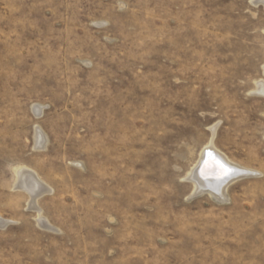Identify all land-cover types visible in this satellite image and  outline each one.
<instances>
[{"label": "rangeland", "instance_id": "374dc122", "mask_svg": "<svg viewBox=\"0 0 264 264\" xmlns=\"http://www.w3.org/2000/svg\"><path fill=\"white\" fill-rule=\"evenodd\" d=\"M256 1L0 0V264H264ZM211 139L257 175L224 203L185 179Z\"/></svg>", "mask_w": 264, "mask_h": 264}, {"label": "bare ground", "instance_id": "6f19581e", "mask_svg": "<svg viewBox=\"0 0 264 264\" xmlns=\"http://www.w3.org/2000/svg\"><path fill=\"white\" fill-rule=\"evenodd\" d=\"M264 0H257V2ZM264 67V66H263ZM264 71V69H263ZM259 82V81H258ZM257 83V82H256ZM258 87L256 93L264 95V83L261 81L256 85ZM260 96V95H259ZM122 104V103H121ZM41 108H35L34 114L37 116L40 114ZM212 135L214 136L215 129L211 128ZM210 139V138H209ZM35 148H43L45 138L41 131L35 128ZM201 152L198 160L192 166L185 179L192 185V196H198L200 194H207L214 200L223 202L227 200L226 192L228 187L243 178L251 177L256 175L255 172L248 169H243L228 160L224 155L220 154L212 144V139L206 148ZM217 162L225 165L229 172L227 175L221 172L217 166ZM15 184L14 188L23 190L27 193L30 198L29 205L31 209L37 212V222L43 227L50 228L47 223L41 218L40 212L37 209L35 202L36 200L44 195L51 192L50 188L43 184L37 177V175L27 169L26 167H17L14 170ZM257 176V175H256ZM255 177V176H254ZM224 203V202H223ZM29 208V207H28ZM7 221L0 219V227H4Z\"/></svg>", "mask_w": 264, "mask_h": 264}, {"label": "snow or ice", "instance_id": "6c2138e0", "mask_svg": "<svg viewBox=\"0 0 264 264\" xmlns=\"http://www.w3.org/2000/svg\"><path fill=\"white\" fill-rule=\"evenodd\" d=\"M217 166L220 168V170H221L222 173H224L225 175L228 174L229 169H227V168L225 167V165L220 164V163L217 162Z\"/></svg>", "mask_w": 264, "mask_h": 264}]
</instances>
